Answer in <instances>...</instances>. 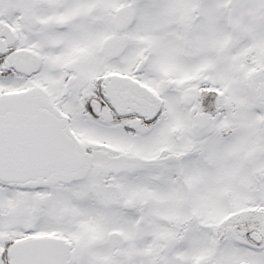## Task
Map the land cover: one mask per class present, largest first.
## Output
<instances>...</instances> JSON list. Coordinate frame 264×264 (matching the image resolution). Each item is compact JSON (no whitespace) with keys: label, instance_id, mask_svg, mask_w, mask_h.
Masks as SVG:
<instances>
[{"label":"snow or ice","instance_id":"obj_1","mask_svg":"<svg viewBox=\"0 0 264 264\" xmlns=\"http://www.w3.org/2000/svg\"><path fill=\"white\" fill-rule=\"evenodd\" d=\"M0 264H264V0H0Z\"/></svg>","mask_w":264,"mask_h":264}]
</instances>
